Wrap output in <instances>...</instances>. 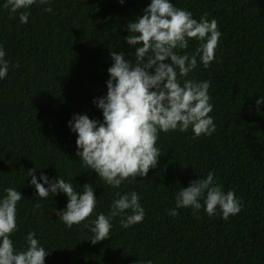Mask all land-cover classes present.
<instances>
[{"label": "trees", "instance_id": "16d2710c", "mask_svg": "<svg viewBox=\"0 0 264 264\" xmlns=\"http://www.w3.org/2000/svg\"><path fill=\"white\" fill-rule=\"evenodd\" d=\"M5 2L0 0V45L10 67L0 79V199L10 187L23 196L18 231L10 237L14 247L26 249L27 234L35 232L50 252L44 264H264V0H169L198 21L207 13L218 22L216 59L205 69L198 56L187 77L210 81L216 131L195 139L191 128L161 132L157 167L120 189L84 166L68 121L74 114L103 121L93 100L107 93L110 52L133 62L142 45L126 43V25L151 0H51L31 6L27 24L10 16ZM198 46L190 40L180 54L192 55ZM35 167L38 183L41 174L61 177L81 193L85 183L93 184L97 208L90 220L109 213L116 192L133 190L144 220L125 229L116 217L110 237L93 245L87 220L68 228L57 217L55 209H66L65 194L37 196L27 173ZM209 171L222 191L233 190L242 200L238 215L224 220L219 210L209 217L202 207L197 217L191 208L176 209L179 190Z\"/></svg>", "mask_w": 264, "mask_h": 264}, {"label": "clouds", "instance_id": "9594fccd", "mask_svg": "<svg viewBox=\"0 0 264 264\" xmlns=\"http://www.w3.org/2000/svg\"><path fill=\"white\" fill-rule=\"evenodd\" d=\"M118 2L123 4L125 0ZM50 3L51 0H6L3 6L10 16L18 14L20 23L27 24L31 6ZM44 11L52 9L45 7ZM207 17L204 13L198 21L190 11L176 7L169 0H151L141 14L126 25V43L142 45L135 47L133 62L126 60L123 52H110L112 64L107 69V93L93 100L102 111L103 121L90 119L86 114H74L68 121L70 130L77 134L76 155L86 168L112 188L120 189L123 182L143 178L157 167L161 151L156 144L161 132H187L191 128L195 139L211 136L216 131L214 119L209 115L213 110L210 81L187 79L197 67L198 56L205 69L216 59L221 32L217 20ZM193 39L199 45L195 52L180 54ZM5 55L0 45V79L7 77L10 67ZM11 67L19 68V64ZM260 104L261 100H257L256 105ZM36 169H29L27 173L37 196L43 200L50 194H65L66 209H55L57 217L68 228L87 220L85 227L93 233L88 240L93 245L110 237L111 221L116 217H121L120 225L125 229L144 220L145 210L135 190L124 194L116 192L118 198L113 200L109 213L101 212L95 220H90L97 208L93 184L85 183L81 193L61 177L49 180L41 174L42 183H38L34 175ZM5 192L0 199V264H44L50 252L40 245L35 232L27 234L26 249L18 251L14 247L10 237L18 231L17 205L23 196L11 187ZM175 203L176 209L191 208L197 217L202 207L209 217L219 210L224 220L238 215L244 207L233 190L222 191L212 171L205 178L192 180L188 187L181 188ZM168 214L175 217L178 212L169 209Z\"/></svg>", "mask_w": 264, "mask_h": 264}]
</instances>
